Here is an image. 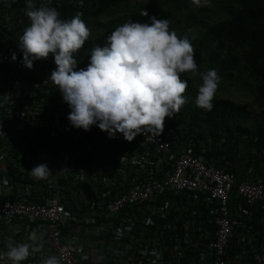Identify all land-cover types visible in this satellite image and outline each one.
Returning <instances> with one entry per match:
<instances>
[{
	"label": "built area",
	"instance_id": "obj_1",
	"mask_svg": "<svg viewBox=\"0 0 264 264\" xmlns=\"http://www.w3.org/2000/svg\"><path fill=\"white\" fill-rule=\"evenodd\" d=\"M25 8L0 0V252L27 242L20 264L53 255L61 264H264V244L246 226L251 208H264L263 180L247 170L235 183L207 157L210 144L175 137L174 116L160 135L132 141L70 126L49 70L21 63ZM40 163L50 173L38 180L30 169Z\"/></svg>",
	"mask_w": 264,
	"mask_h": 264
},
{
	"label": "clouds",
	"instance_id": "obj_2",
	"mask_svg": "<svg viewBox=\"0 0 264 264\" xmlns=\"http://www.w3.org/2000/svg\"><path fill=\"white\" fill-rule=\"evenodd\" d=\"M191 2L199 7L208 0ZM25 4L30 23L18 39L21 63L31 69L34 61L51 54L56 67L47 79L57 86L70 109V126L88 131L94 125L109 138L119 133L132 141L145 133L160 135L165 118L171 119L185 104L182 93L187 81L181 74L195 73L197 65L189 38L171 31L168 19L149 17V22L132 20L115 27L103 45L91 49L88 64L78 69L74 54L90 35L80 14L60 19L55 8L35 7L33 0H25ZM141 15L148 13L143 11ZM11 59H17L15 53ZM201 79L195 104L211 110L219 76L215 69H209ZM30 172L39 180L47 178L50 170L46 163H40ZM36 238V234L29 237L32 241ZM6 247V253L0 252V260L6 256L11 264H20L30 255L32 245L9 243ZM42 264L61 262L53 255Z\"/></svg>",
	"mask_w": 264,
	"mask_h": 264
},
{
	"label": "trees",
	"instance_id": "obj_3",
	"mask_svg": "<svg viewBox=\"0 0 264 264\" xmlns=\"http://www.w3.org/2000/svg\"><path fill=\"white\" fill-rule=\"evenodd\" d=\"M133 1L75 0L55 8L60 19H71L79 13L90 31L83 47L74 54L78 69L88 64L91 49L103 45L115 27L132 20L137 21L136 12L129 14L128 10H124ZM168 1L167 8L176 15L175 33L178 37H188L191 42L193 59L197 65L195 72L205 73L209 70L210 68H207L202 71L207 66L206 62L217 65L219 75L222 70L227 69L233 71L232 76L235 69L246 70L257 84V101H264V63H261L264 62V0H208L207 4L199 6L196 11L187 15L184 14L185 11L189 12L193 5L187 4L188 0ZM38 61L49 72L56 67L51 54ZM192 74L193 72L181 74V79L187 81L185 92L182 93L186 102L174 114L175 137L187 140L191 134L193 143L210 144L207 157L220 160L222 166L230 157L227 154L228 149L236 148L239 143L246 148L252 163H264V112L259 111L260 107H250L215 97L211 110L199 108L195 104L197 91L192 89ZM252 116H255L251 119L252 126H248L247 119ZM220 139L223 140L222 144ZM260 178L264 182V169ZM234 202L236 199L233 189L230 193L229 208H232ZM251 211L252 216L246 226L254 235V243L263 245L264 223L262 224L260 217L264 215V208L255 205Z\"/></svg>",
	"mask_w": 264,
	"mask_h": 264
},
{
	"label": "rangeland",
	"instance_id": "obj_4",
	"mask_svg": "<svg viewBox=\"0 0 264 264\" xmlns=\"http://www.w3.org/2000/svg\"><path fill=\"white\" fill-rule=\"evenodd\" d=\"M168 0H134L133 3L127 8L124 9L125 11L128 10V13L136 12L138 14L137 21L139 22H149V17H155L156 19H168L169 22V29L171 31H176L174 26L176 23V15H173V12L167 8ZM189 2V3H188ZM186 2L190 5L193 4L191 0H188ZM192 9L189 10V12L185 11V15L187 13H191L192 11H196L198 9V6L195 4L192 5ZM118 9H116L117 11ZM173 10V9H172ZM143 11H146L148 13V16H142L141 13ZM174 11V10H173ZM124 14V13H123ZM106 20V18H105ZM130 21V20H129ZM207 66L202 69V71H206L207 68L215 69L217 74L219 71L218 66L214 65L213 63L206 62ZM214 67V68H212ZM201 70V69H200ZM201 72H195L190 76L191 82H192V89L197 91L198 87L202 83L201 79ZM231 74V75H230ZM233 71L231 69H227L225 71L222 70L221 74L219 76V83L217 91L214 95V98H221V99H229L233 102L238 101L241 98H244L248 94L247 88L238 81H234V77L232 76ZM237 78V77H236Z\"/></svg>",
	"mask_w": 264,
	"mask_h": 264
},
{
	"label": "crops",
	"instance_id": "obj_5",
	"mask_svg": "<svg viewBox=\"0 0 264 264\" xmlns=\"http://www.w3.org/2000/svg\"><path fill=\"white\" fill-rule=\"evenodd\" d=\"M262 59L264 60V57ZM261 63H264V62L261 61ZM262 68L264 69V66H262ZM233 77H234L233 82H236V80L238 79V81L242 83L248 90V94L246 97L244 98L240 97V99L235 102L240 103L241 105L244 104L250 107H255L258 105L260 107L259 111L263 113L264 112V101H257V98H256L257 84L254 78L249 76L248 71L239 70V69H235ZM254 117L255 116H252L250 119L249 118L247 119L246 124L248 126H252L251 122L253 123V120L251 119H254ZM233 148L234 147H231L230 150L228 149L227 154L230 155V157L228 158V161L227 160L225 161L226 163L224 164V167L232 171L235 182H238L242 178H244V174L246 173L247 170L251 171L254 178L262 179L260 178V175H261L262 170L264 169V163L259 162V161L256 164L252 163L251 160H249L248 152L246 148H244L242 143H239V145L236 148L234 149ZM217 163L220 165L221 161L218 160ZM260 218L263 224L264 215H261Z\"/></svg>",
	"mask_w": 264,
	"mask_h": 264
}]
</instances>
